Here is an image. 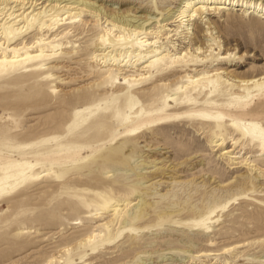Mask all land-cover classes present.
Returning <instances> with one entry per match:
<instances>
[{
    "label": "rangeland",
    "instance_id": "1",
    "mask_svg": "<svg viewBox=\"0 0 264 264\" xmlns=\"http://www.w3.org/2000/svg\"><path fill=\"white\" fill-rule=\"evenodd\" d=\"M91 1H97L103 10L98 14L86 11L80 21L67 23L58 30L57 39L64 42V51L51 59L53 62L18 78H0V129L8 126L17 142L50 134L52 130H46L56 124L65 130L75 119V102L78 100L77 107L85 109L95 98L99 104L90 107L95 115L84 116L80 121L92 125L94 136L115 133L114 146L124 142L129 150L138 153L135 158L138 161L131 160L126 167L127 176L119 177L120 181L112 186L123 191L125 183L140 178L143 186L160 189L161 193L168 191V196L149 209V214L139 222V230L134 226L122 228L124 224L117 223L113 227L118 233L110 241L84 247L78 244L80 239L95 229L103 217L91 215L95 212L93 208L67 193L61 182L52 177L27 183L0 200V264H264V154L257 144L228 126L231 117L253 119L264 125V91L225 104L221 108L226 116L221 128L215 122L183 119L158 125L144 123L129 136L125 135L124 127L129 121L145 118L146 111L162 105L160 97L166 89L161 85L163 80L184 83L187 69L192 67L188 64L168 69L154 67L146 80L132 85L125 81L121 71L113 69L112 74H107L105 67L91 62L95 39L108 23L106 13H132L130 17L135 16V24L144 21L146 28L156 29L161 24L155 16L163 18L180 0ZM161 11L163 15H159ZM261 17L246 16L237 8L212 16L218 25L219 37L213 45L217 46L216 56L194 66L199 71L227 69L239 78L263 75L264 17ZM203 23H197L200 29L206 28ZM38 37L37 30H29L11 44L21 47L32 44ZM47 37L54 38L53 31ZM175 38L172 40L176 48L171 49L192 47L190 38ZM204 39L199 36L200 43L207 46ZM0 40L4 42V38ZM209 52L210 49L206 54ZM48 72L54 75L48 77ZM219 87L228 89L225 95L216 97L221 101L226 100L229 92L245 93L242 87L225 78ZM54 88L57 90L53 91ZM81 90L90 94H80ZM127 95H131L129 101ZM199 97H204V92ZM185 109L174 102L167 108ZM213 131L223 133L222 146L212 142ZM227 148L233 152L222 155ZM100 152L85 153L86 160H92ZM231 154L239 158H232ZM9 155L0 146V162ZM244 159L256 166L243 163ZM70 163L75 165L74 161ZM50 165L56 164H44ZM97 175V169L87 166L68 171L64 179L88 187L110 182L109 179L97 182L93 178ZM153 197L159 199L157 194L149 198ZM206 205L213 217L208 222L209 229H196L167 219L159 222L157 218L161 210H167L174 219L195 220L204 215ZM130 229L134 235L139 234V246L130 244ZM203 252L211 254L201 256ZM52 256L57 259L49 263Z\"/></svg>",
    "mask_w": 264,
    "mask_h": 264
},
{
    "label": "bare ground",
    "instance_id": "2",
    "mask_svg": "<svg viewBox=\"0 0 264 264\" xmlns=\"http://www.w3.org/2000/svg\"><path fill=\"white\" fill-rule=\"evenodd\" d=\"M44 2L46 3L44 4ZM96 2L91 0H43L41 2L40 0H0V38H4V42L0 40V78H18L24 72L41 70L49 65L51 59H56L64 51V42L57 39V36L60 35L58 30L67 23L73 24L80 21L86 11L91 14L102 11L101 5ZM39 4L43 5L39 8ZM174 7L177 8L173 11ZM174 7L168 9L167 15L163 18L159 19V16H155L158 23L161 24L156 29L146 28L144 21H139L140 23L137 21L138 24H135V16L134 19L130 17L132 13L131 15L115 14V12L108 14L105 11V20L108 23L106 22L107 24L103 26L95 39V50L91 62L101 64L105 67L107 74H112L113 69L119 70L124 74L125 81L134 85L146 80L150 70L154 67L168 69L187 64L192 67L187 69L185 74L187 80L184 83L172 82L169 79L163 80L161 85L166 89L160 97L162 105L154 106L151 110L146 111L145 118H135L129 121L128 125L124 127L127 136L144 123L158 125L183 119L215 122L216 127L221 128L225 124L226 116L221 110L225 104L251 98L254 92L264 91V74L258 77L239 78L230 71H226L227 69L213 68L199 71L194 66L204 59L206 61L208 58L213 59L216 56L214 50L217 49V46L213 45L218 41L219 35L217 34V22L211 18L212 16L237 8L246 16L264 17V0H180ZM163 13L161 11L159 15H163ZM200 22L207 25L205 29L204 26L203 29H200L197 25ZM33 29L37 30L39 36L35 42L25 43L21 47L11 44L25 32ZM165 30L169 31L163 33ZM52 31L54 38L51 39L47 35ZM62 35L63 33H61ZM174 36H177L175 39L187 40L190 38L193 41L194 50L190 46L181 50L171 49V47L176 48L172 40ZM199 36L206 38L204 40L207 41V46L205 43H200ZM165 39L166 41H164ZM209 49L210 52L206 54ZM204 53L205 55L202 57L201 54ZM131 69H133L132 72ZM47 75L52 77L54 74L48 72ZM223 78L228 81L232 80L242 87L245 93L233 95L229 92L225 101L216 98L225 95L228 91V89L219 87L223 83ZM57 88H54L53 91H56ZM203 92L204 97H199ZM80 94L90 93L88 90H81ZM130 97L131 95H127L125 98L129 101ZM95 100L97 99H91L85 109L77 107L79 104L77 100L74 104L76 106L75 119L69 123L65 130L61 125L56 124L46 130H52L50 134L25 142H17L8 126L0 129V146L10 154L0 162V200L27 183L38 182L45 177H52L56 181H60L67 193L80 198L86 207L95 210L91 215L96 218L103 217L98 220L95 229L80 239L78 244H83L84 247L110 241L118 233V231L114 232L113 227L117 223L119 226L124 224L122 228L134 226L139 230V222L149 214V209L155 207L169 193L168 191L161 193L160 189L143 186L140 178L125 183L122 186L123 191L115 190L112 185L120 181L119 177L127 176L126 167L131 164V160L132 162L138 161L135 159L138 153L135 150H129L124 142L114 146L115 133L108 132L105 136L97 133L94 136L91 132L92 125L80 121L84 116L91 118L95 115L94 109L90 108L99 104ZM151 102L154 105L156 99L154 98ZM172 102L180 108L187 107V109L168 111L167 108ZM228 121L229 127L240 134L242 138L257 144L264 154V125L261 122L236 117H231ZM222 134V132H212L214 136L212 142L216 143V146L223 145L224 136L220 137ZM238 141L239 139L234 143L236 144ZM89 151L102 152L96 155H99L97 158L95 156L92 160H86L88 157L85 156V153ZM232 152V148H227L224 149L222 155ZM15 153L23 159L15 158ZM231 155H233L232 158H239L236 154ZM70 161H74L75 165H71ZM248 161L244 159L243 163H249L250 167L256 166V164L251 165V162ZM47 162L56 165L44 166ZM87 166L97 169L98 175L93 177L97 182H102L105 179H109L110 182L98 187L78 186L65 182V174L68 171L82 170ZM258 176L259 173H256L255 178ZM156 194L159 199L149 198ZM133 196L140 198L135 200L136 198ZM209 209L210 206L206 205L203 209L204 215L191 221L174 219L172 213L167 210H161L157 214V218L159 222L167 219L174 223H183L185 226L205 230L211 227L208 222L213 218L208 212ZM130 231L132 232L129 239L130 244L137 246L140 236L138 233L134 235L132 229ZM209 254L211 252H203L201 256ZM52 257L49 263L57 259L55 256Z\"/></svg>",
    "mask_w": 264,
    "mask_h": 264
}]
</instances>
